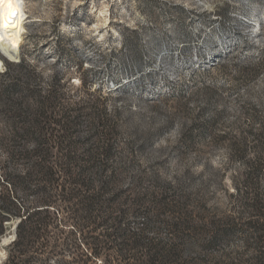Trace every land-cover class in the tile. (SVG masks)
<instances>
[{
    "label": "trees",
    "instance_id": "16d2710c",
    "mask_svg": "<svg viewBox=\"0 0 264 264\" xmlns=\"http://www.w3.org/2000/svg\"><path fill=\"white\" fill-rule=\"evenodd\" d=\"M257 56L238 67L244 82L264 70ZM62 81L0 83V237L19 220L3 264H264V99L243 101L234 128L216 137L224 161L154 176L148 190L135 162L115 158L113 93L83 84L72 99ZM185 180L202 184L185 191Z\"/></svg>",
    "mask_w": 264,
    "mask_h": 264
},
{
    "label": "rangeland",
    "instance_id": "374dc122",
    "mask_svg": "<svg viewBox=\"0 0 264 264\" xmlns=\"http://www.w3.org/2000/svg\"><path fill=\"white\" fill-rule=\"evenodd\" d=\"M23 2L20 56L3 59L0 83L46 87L57 75L68 82L60 92L72 99L84 95L83 84L111 91L108 108L121 109L115 158L136 163L131 174L140 175L143 189H153L154 176L182 179L224 161L225 146L216 137L234 128L243 101L264 99V70L252 82L237 74L246 58L264 55V0ZM221 110L213 134L205 132ZM5 126L0 113L4 135ZM201 184L185 180L183 190ZM215 199L222 205L220 190ZM16 221L0 237L7 238L0 264Z\"/></svg>",
    "mask_w": 264,
    "mask_h": 264
},
{
    "label": "bare ground",
    "instance_id": "6f19581e",
    "mask_svg": "<svg viewBox=\"0 0 264 264\" xmlns=\"http://www.w3.org/2000/svg\"><path fill=\"white\" fill-rule=\"evenodd\" d=\"M25 19L23 0H0V55L6 61L15 62L20 56ZM3 67L0 58V70ZM2 256L0 250V259Z\"/></svg>",
    "mask_w": 264,
    "mask_h": 264
},
{
    "label": "water",
    "instance_id": "95a60500",
    "mask_svg": "<svg viewBox=\"0 0 264 264\" xmlns=\"http://www.w3.org/2000/svg\"><path fill=\"white\" fill-rule=\"evenodd\" d=\"M19 223V220H17L14 224H13V228H12V230H11V233H12V235L11 236H9L10 237V239H11V241H13L14 240V238H15V228H16V225ZM6 240H7V238L6 239H1L0 240V250H2L3 251V248L7 245L6 244Z\"/></svg>",
    "mask_w": 264,
    "mask_h": 264
},
{
    "label": "built area",
    "instance_id": "2783aa9c",
    "mask_svg": "<svg viewBox=\"0 0 264 264\" xmlns=\"http://www.w3.org/2000/svg\"><path fill=\"white\" fill-rule=\"evenodd\" d=\"M0 58L3 60L2 56L0 55ZM5 72V68L3 67L2 70H0V74H3Z\"/></svg>",
    "mask_w": 264,
    "mask_h": 264
}]
</instances>
